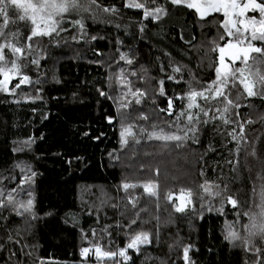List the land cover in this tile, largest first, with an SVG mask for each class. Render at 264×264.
Wrapping results in <instances>:
<instances>
[{
    "label": "trees",
    "instance_id": "trees-1",
    "mask_svg": "<svg viewBox=\"0 0 264 264\" xmlns=\"http://www.w3.org/2000/svg\"><path fill=\"white\" fill-rule=\"evenodd\" d=\"M124 3L98 0L99 8L67 15L63 25L67 31L33 42L36 50L29 60L39 59V67L29 63L23 69L32 83L14 95L0 93V188H18L23 177L35 173L17 197L34 200L35 218L0 208V264H97L94 252L87 260L80 256L81 248L91 247L89 241L117 251L140 231L150 233L152 242L141 245L139 252L129 249L127 262L117 257L120 264H185L187 245L192 246L189 256L194 264H252L253 253L233 246L224 236L228 222L245 234L243 224L248 219L243 213L257 199L253 188L264 184V99L241 95L230 124L211 119L219 117L216 109L223 107L212 101L209 116L200 115L199 130L194 135L189 132L187 140L147 139L153 124L166 132L176 131L165 123L175 116L159 112L167 107L168 97L184 95L189 84L200 90L215 79L217 53L211 51V41L217 29L170 0H157V6L166 9L159 20H145L142 10L128 9ZM113 6L119 11H102ZM74 19H82L83 30L67 23ZM9 28L19 31L25 42V22ZM121 55L133 63L121 60ZM175 67L182 71L173 72ZM121 70L133 90L138 88L147 96L140 105L133 101L128 109L118 111L109 97L127 91L117 82ZM161 80L165 96L159 95ZM231 93L235 98L236 89ZM174 103L178 110L186 107V101ZM199 103L210 107L203 100ZM141 115L148 119H138ZM122 123L133 126L139 143L130 138L127 146L121 145ZM186 123L182 119L181 126ZM239 124H244L243 139H239ZM140 128L146 131L141 133ZM233 129L237 140L228 135ZM177 143L183 147H176ZM205 181L219 189L227 186V194L237 199L238 206L224 202L221 213L216 210L221 208V198L205 196L201 208L197 196L194 211L175 213L164 199L169 190L180 187L199 194ZM125 182H154L159 195L151 197L143 187L125 191ZM133 198L136 207L129 202ZM209 203L214 210H207ZM133 219L136 224H131ZM116 260L105 259L103 264H116Z\"/></svg>",
    "mask_w": 264,
    "mask_h": 264
},
{
    "label": "snow or ice",
    "instance_id": "snow-or-ice-1",
    "mask_svg": "<svg viewBox=\"0 0 264 264\" xmlns=\"http://www.w3.org/2000/svg\"><path fill=\"white\" fill-rule=\"evenodd\" d=\"M170 3L194 11L198 21L215 24L217 29V35L211 41V51L217 53L214 62L215 79L206 85H202L200 90L189 84V90L184 95L168 97L167 107L160 108L159 112L167 113L170 117L175 116L172 122L165 121V123L170 129L175 127L176 131L166 132L163 127L153 124L152 131L147 135L149 140L182 142L189 138V132L194 135L199 130L196 124L201 122L200 115L209 116V112L214 107V105H211L212 101L222 103L223 107L216 109L220 113L219 117L213 116L211 119H220L224 124H230L234 122L231 119L232 109L240 107L237 101L241 95L246 94L247 97L259 96L264 99V0H170ZM93 6L100 7L98 0H0V93L14 95L21 86L32 83L30 76L25 74L23 69L27 68L29 63L39 67V59L29 60V56L36 50L33 46L36 38L52 37L53 35H59L61 31H67L68 29L63 26L67 15L71 13L80 15L90 11ZM124 7L142 10L143 19L145 20H159L166 14V9L163 6H157V0H125ZM102 11L116 13L119 10L113 6L103 7ZM250 13L253 15H250ZM216 14H219V16H216ZM17 21L25 22L26 27H28V35L23 43L19 31H11L9 28L10 24H16ZM67 23L72 24L74 27L78 26L81 30L84 28L82 19L69 20ZM6 50L10 55L6 54ZM120 59L126 60L128 64L133 63L126 55H121ZM181 71V67L173 68L175 73ZM135 74V72L132 73V75ZM168 79L173 80L175 77L169 76ZM13 80L17 82L10 87ZM117 82L123 88H127V91L122 92L120 95L109 97L114 99L118 111L128 109L133 101L136 105H140L147 96L145 91L138 88L135 91L133 90L131 82L127 80L123 70L119 73ZM159 85V95L165 96L164 81H159ZM231 89L237 91L235 98H232ZM100 94L107 95L103 91ZM129 96L133 99L128 100L127 97ZM175 100L186 101V107L178 110L174 103ZM200 100L205 101L210 107L206 108L199 103ZM153 103H155L154 99ZM193 109L198 111L193 113ZM235 115L239 116V113L236 112ZM138 119L147 120L148 116L141 115ZM182 119L187 121L184 126H181ZM261 119H264V117ZM112 120L113 118L109 117V123H112ZM202 122L208 124L210 121L203 120ZM247 123H253V121L248 120ZM239 127L241 130L239 139H243L244 124H239ZM145 131L146 129L140 128L141 133ZM180 133H183V135ZM228 135L233 140L238 139L235 129L229 132ZM130 138L135 143L140 142L133 132V126L122 123L120 131L121 145L127 146ZM175 146L183 147V144L177 143ZM252 154L255 155V152ZM201 174L203 175V173ZM34 175L35 173H32L30 176L23 177L18 188L10 191L0 188V208L10 207L17 215L23 216L27 213L35 218L33 212L34 200L32 198L26 201L17 199L20 191L24 190V184L31 183ZM157 175H159V170H157ZM137 187H143L144 192L151 197H158L159 195V186L154 182H148L144 185L128 182L122 184L125 191ZM199 188L202 190L199 194L192 188L186 187H180L176 191L169 190L164 199L172 206L175 213H185L190 208L194 211V197L197 196L202 202L201 208L205 207L203 203L205 196L221 198V208L216 209L221 213L223 212L224 202L230 204L233 208L238 206L237 199L227 194V186H225V189H219L218 185L214 186L205 181L199 185ZM252 191L257 199L249 211L243 213L248 219V222L243 224L245 234L242 235L240 231L236 230L232 222H228L224 239L232 243L233 246L242 247L246 252L253 253L255 259L252 264H264V184H261L258 189L253 188ZM28 195L30 196L31 193H28ZM129 202L132 203L133 207H136L137 201L135 198ZM113 206L115 207V205ZM157 207H159L158 202ZM207 210H214L210 203ZM136 215L139 218V213ZM131 224H136V220L133 219ZM93 235H96L95 231H93ZM151 242V234L145 231L132 235L126 247L117 251L105 250L100 244H92L89 241L91 247L81 248L80 256L87 260L89 255L94 252L97 264H103L105 259L109 261L116 260L117 257L127 262L131 260L128 255L129 249L139 252L141 245L150 244ZM191 247V245L183 247L185 264H194L189 256ZM116 264H120V261L116 260ZM245 264H248V262L246 261Z\"/></svg>",
    "mask_w": 264,
    "mask_h": 264
},
{
    "label": "rangeland",
    "instance_id": "rangeland-1",
    "mask_svg": "<svg viewBox=\"0 0 264 264\" xmlns=\"http://www.w3.org/2000/svg\"><path fill=\"white\" fill-rule=\"evenodd\" d=\"M250 15H253L252 13H250Z\"/></svg>",
    "mask_w": 264,
    "mask_h": 264
}]
</instances>
